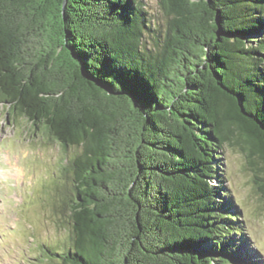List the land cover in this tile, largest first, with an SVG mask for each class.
<instances>
[{
	"label": "trees",
	"instance_id": "16d2710c",
	"mask_svg": "<svg viewBox=\"0 0 264 264\" xmlns=\"http://www.w3.org/2000/svg\"><path fill=\"white\" fill-rule=\"evenodd\" d=\"M159 7L162 34L145 0H0V102L79 150L53 203L70 245L47 263L239 259L214 182L225 146L264 170V0Z\"/></svg>",
	"mask_w": 264,
	"mask_h": 264
},
{
	"label": "rangeland",
	"instance_id": "374dc122",
	"mask_svg": "<svg viewBox=\"0 0 264 264\" xmlns=\"http://www.w3.org/2000/svg\"><path fill=\"white\" fill-rule=\"evenodd\" d=\"M145 2L152 30L162 34L166 18L159 0ZM78 152L65 150L42 125L9 114L0 102V264H51L42 260L43 251L59 253L69 247L72 226L53 203L60 204L58 194L66 185L62 168ZM220 152L223 182L214 183L227 191L221 201L230 203L238 215L235 224L242 228L233 239L239 259H232L234 264H264V198L259 189L264 170L239 146Z\"/></svg>",
	"mask_w": 264,
	"mask_h": 264
},
{
	"label": "water",
	"instance_id": "95a60500",
	"mask_svg": "<svg viewBox=\"0 0 264 264\" xmlns=\"http://www.w3.org/2000/svg\"><path fill=\"white\" fill-rule=\"evenodd\" d=\"M65 6H66V1H65V4H64V8H65Z\"/></svg>",
	"mask_w": 264,
	"mask_h": 264
}]
</instances>
